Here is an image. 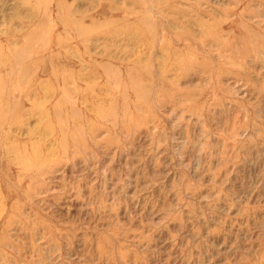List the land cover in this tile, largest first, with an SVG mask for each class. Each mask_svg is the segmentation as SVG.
Listing matches in <instances>:
<instances>
[{
    "label": "rangeland",
    "instance_id": "1",
    "mask_svg": "<svg viewBox=\"0 0 264 264\" xmlns=\"http://www.w3.org/2000/svg\"><path fill=\"white\" fill-rule=\"evenodd\" d=\"M0 264H264V0H0Z\"/></svg>",
    "mask_w": 264,
    "mask_h": 264
}]
</instances>
